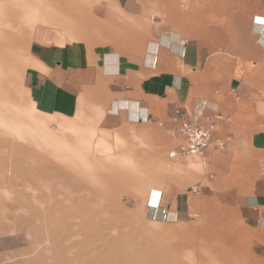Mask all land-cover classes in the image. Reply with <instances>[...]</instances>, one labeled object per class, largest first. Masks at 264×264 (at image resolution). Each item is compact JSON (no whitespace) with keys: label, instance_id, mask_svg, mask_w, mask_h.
<instances>
[{"label":"crops","instance_id":"crops-1","mask_svg":"<svg viewBox=\"0 0 264 264\" xmlns=\"http://www.w3.org/2000/svg\"><path fill=\"white\" fill-rule=\"evenodd\" d=\"M91 9L96 43L32 44L22 83L34 108L66 118L112 103L117 113L98 122L107 135L165 131L158 122L178 109L220 114L213 135L225 146L206 151V178L232 195L249 255L264 261V0H99ZM140 107L150 121H127ZM160 207L154 215L165 218Z\"/></svg>","mask_w":264,"mask_h":264},{"label":"rangeland","instance_id":"rangeland-1","mask_svg":"<svg viewBox=\"0 0 264 264\" xmlns=\"http://www.w3.org/2000/svg\"><path fill=\"white\" fill-rule=\"evenodd\" d=\"M49 1L46 14L55 19L60 16L74 26L70 25L66 34L70 33L72 38L73 29L80 41L84 39L87 45L96 43L100 37L91 30L100 25L92 18L91 8L99 0H77L79 16L55 9L56 0ZM13 37L4 36L11 41L12 48L22 49L24 54L28 51L27 59L31 57L33 43L54 44L29 38L17 43ZM10 79V71L3 70L2 92L7 96L18 95L19 102L24 104L27 100L29 105H25V115L20 118L17 110L12 109L11 116V110L0 105V264H155L151 251L140 247L148 245L143 235L162 243L161 238L170 237L174 231L194 228L198 238L204 225L215 231L222 227L225 233L223 239L222 236L209 238L200 247L223 248L229 258L218 264H264L249 255L251 244L244 239L248 232L242 231L234 199L208 182L203 159L169 157L180 138L148 125H131L126 131L109 132V135L101 133L108 132L98 127L103 112L118 111L112 103L105 111L96 109L89 115L78 112L61 118L40 113L32 100L27 99L22 86ZM45 131H67V135L76 137L71 139L76 150L73 163L85 179L59 169L56 159L63 142L45 138ZM138 165L149 171L145 175L150 179L147 183L138 186L127 180L126 185L113 189L101 186L102 182L121 176L122 172L115 171L117 168L125 167L132 173ZM199 184L209 188L199 189ZM160 193L165 218L154 215L160 207L156 205ZM171 210L176 214L168 217ZM206 260L211 264L209 253Z\"/></svg>","mask_w":264,"mask_h":264},{"label":"bare ground","instance_id":"bare-ground-1","mask_svg":"<svg viewBox=\"0 0 264 264\" xmlns=\"http://www.w3.org/2000/svg\"><path fill=\"white\" fill-rule=\"evenodd\" d=\"M48 1L49 0H0V74L5 69L7 71H10L12 76V79H10V81L13 80L12 83H14L15 85L22 86L23 92L27 95L28 100L30 98L28 96L27 90L25 89L22 83V76L25 71V68L30 65L31 61L27 59V56L25 55L28 53V51L24 54L22 49H19L16 46L12 48L11 41L8 42V40H6L4 36H15L13 37V40L17 41V43H23L26 39L29 38L28 40L30 41H49L54 44L57 43L61 46L65 43L80 41L78 38L79 34L77 31H75L74 33V30L72 29L74 34L72 38L70 37V33L66 34V29H69L72 26L71 24H69V22L67 23L65 20H63V18L58 15V18L55 19V16L53 17L51 14H46V9L48 8L46 7V5L48 4ZM54 8L64 10L65 12H73L76 16L80 14V6L78 5L77 0H64L58 2L56 0V6ZM56 13L60 14L59 12ZM71 17L74 16L71 15ZM73 19L74 18H72V20ZM72 27L74 28V26ZM69 32H71V30ZM85 33L87 32L85 31ZM80 35L82 36V34ZM5 74H8V72ZM3 87H0V105H2L3 107L5 106L8 110H11V116H13L12 109L17 110L19 118L24 116L25 112H23V109H26L25 105H29V101L26 100V102L23 104L18 101V95L7 96L1 90V88ZM45 134L44 136L47 139L54 141L60 140L63 142V149L61 153H58L57 155L58 159L62 158V160L56 159L58 165L60 166L59 169L65 172V174H70L72 176H75L76 178H84L82 177V173L78 166L75 165V162L73 163V160L76 156V150H74L73 141H71V139L73 140V138L76 137L73 135L71 136L70 134L67 135V131H64V133H53L45 131ZM46 155L48 156V154ZM137 167L135 170H132V173H130L129 170H126L125 167L117 168V170L115 171L122 172L121 176H114L111 178V180L107 182H102L101 186H103L104 189H113L121 185H126L128 182L127 180L130 181V184H136L138 186L147 183V181H149L150 179L148 180V176L146 177L145 175H147L149 171L140 168L139 165ZM151 173L153 174H151V177L155 178V173ZM152 178L151 180H153ZM105 198L106 197H104V199ZM173 214L174 213H172V215ZM222 229L223 228L220 227L218 231H215L214 229H211L208 225H204L202 226L201 231L198 232V238H195L196 236L194 235V232H196V229L194 228L188 229L187 231H174L173 235H171L170 237L161 238L162 243H159L157 240L143 235V238L148 242V245L139 246L142 247L143 250L151 251L155 264H207L208 260H206V254L208 253L212 257L211 264H218L220 261H227V258H229V255L223 248L217 246L215 249L210 250L208 248L205 249L204 245H202V248L200 247L201 244L204 242L206 243L209 238H219V236H222L221 238L223 239L225 233ZM186 250L187 252H185ZM224 264L228 263L225 262Z\"/></svg>","mask_w":264,"mask_h":264},{"label":"built area","instance_id":"built-area-1","mask_svg":"<svg viewBox=\"0 0 264 264\" xmlns=\"http://www.w3.org/2000/svg\"><path fill=\"white\" fill-rule=\"evenodd\" d=\"M136 112L135 117L130 118L127 111L126 120L134 123L150 121L146 109L140 107ZM218 118L220 114L215 111L209 115H203L202 110L189 114L178 109L168 118L167 125L158 122V125L164 127L169 135L180 138L179 143L172 148L169 157L196 156L202 158V164L205 165L204 155L212 145L220 150L225 146L223 139L214 138L213 135L215 120Z\"/></svg>","mask_w":264,"mask_h":264}]
</instances>
